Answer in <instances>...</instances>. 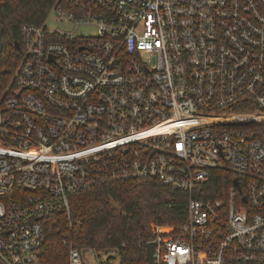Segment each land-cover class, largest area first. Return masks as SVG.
Segmentation results:
<instances>
[{"label":"built area","instance_id":"obj_1","mask_svg":"<svg viewBox=\"0 0 264 264\" xmlns=\"http://www.w3.org/2000/svg\"><path fill=\"white\" fill-rule=\"evenodd\" d=\"M51 13L70 28L23 25L0 97V264H42L73 193L135 178L189 195L177 231L154 225V264H264V0H59ZM225 170L230 186L207 198ZM86 252L70 245L69 263Z\"/></svg>","mask_w":264,"mask_h":264},{"label":"trees","instance_id":"obj_2","mask_svg":"<svg viewBox=\"0 0 264 264\" xmlns=\"http://www.w3.org/2000/svg\"><path fill=\"white\" fill-rule=\"evenodd\" d=\"M58 1L0 0V22L4 25L0 97L21 60V50L15 44H22V26L43 24ZM219 174L220 178L212 179L207 198L230 186L231 172ZM70 198V211L57 209L47 229L42 264H70V245L81 251L92 250L98 258L107 255L103 264H148L146 245L155 237L154 225L174 232L188 218V193L149 178L98 183Z\"/></svg>","mask_w":264,"mask_h":264},{"label":"rangeland","instance_id":"obj_3","mask_svg":"<svg viewBox=\"0 0 264 264\" xmlns=\"http://www.w3.org/2000/svg\"><path fill=\"white\" fill-rule=\"evenodd\" d=\"M45 24L48 27L53 28H70V23L68 21H60L57 20L54 13H51L49 18L46 20ZM94 28L90 27H82L78 28V32L82 34H87L89 32H93ZM85 264H99L100 261L105 262L107 259V255H102L100 258H98L97 253H94L93 251H87L85 254ZM115 264H118V262H115Z\"/></svg>","mask_w":264,"mask_h":264},{"label":"water","instance_id":"obj_4","mask_svg":"<svg viewBox=\"0 0 264 264\" xmlns=\"http://www.w3.org/2000/svg\"><path fill=\"white\" fill-rule=\"evenodd\" d=\"M3 32H4V25L0 22V53L4 48V43L2 41ZM15 45L18 49H20L21 45L19 44V42H17ZM154 253H155V243L149 242L146 245V258L148 264H154Z\"/></svg>","mask_w":264,"mask_h":264},{"label":"flooded vegetation","instance_id":"obj_5","mask_svg":"<svg viewBox=\"0 0 264 264\" xmlns=\"http://www.w3.org/2000/svg\"><path fill=\"white\" fill-rule=\"evenodd\" d=\"M16 46V45H15ZM17 48V47H16ZM18 49V48H17Z\"/></svg>","mask_w":264,"mask_h":264}]
</instances>
